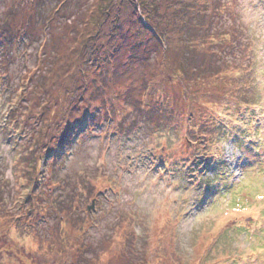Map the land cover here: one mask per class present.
I'll list each match as a JSON object with an SVG mask.
<instances>
[{
    "label": "rangeland",
    "instance_id": "1",
    "mask_svg": "<svg viewBox=\"0 0 264 264\" xmlns=\"http://www.w3.org/2000/svg\"><path fill=\"white\" fill-rule=\"evenodd\" d=\"M220 1L111 0L94 59V0H0V264H264V0Z\"/></svg>",
    "mask_w": 264,
    "mask_h": 264
},
{
    "label": "trees",
    "instance_id": "2",
    "mask_svg": "<svg viewBox=\"0 0 264 264\" xmlns=\"http://www.w3.org/2000/svg\"><path fill=\"white\" fill-rule=\"evenodd\" d=\"M139 1H142L144 13H142L140 15V17H138V20H137L136 23L137 24L141 23V19H143L145 21L146 25L149 26V28H151V30L155 31L156 34L158 33V31H156L155 27L151 24V22H152L151 19L152 18L154 19V17H155V14L153 15V13L151 12V9H153V11L155 13H157V11H159L160 9H162L164 11L163 12V16H165L171 23L173 21L175 23L176 22H180L184 26L187 25V24H190V22L193 19H195V17H196L197 14H198V18H200L199 17L200 16V14H199L200 11L202 9L203 10L206 9L205 4H203V1L204 0H139ZM205 1H206V3L208 4L209 7H213V9L215 10V12L212 11L211 14L216 15V11L219 9L220 2L221 1L220 0H205ZM24 2L25 3H28L29 2V4L31 3L32 4V7H33L35 5V3H36V0H22V3H24ZM95 2L97 3V5L95 7H96V9H97L98 12H88V16L89 17L88 18H84V20L81 22V24L77 25V27H76V29H78V34H80V36H81L77 40V42L79 41L78 44L76 43V45H78V51H77V53L78 54L79 53H81V54L82 53L83 54L84 53L87 54L86 53V50H89V48H90V49L93 50V52L90 53L89 56L91 55L92 57L96 56L97 55L96 53L100 50L98 47H96V41H99L100 40V37L98 35L93 34V35H88V37L86 36L84 38L85 35L83 33V29L82 28H85V30H86L91 25L92 18H93L94 15L96 16L95 18H97V17L100 16L99 14H101V16H103V17H104V15L110 14L108 12V10H109V6H110L111 0H94V3ZM65 5L66 4H64L63 1L60 2V3H58L53 8V10H52L51 13L52 14H58V13H61L62 10H67V8H65ZM137 6H138V8L140 7L139 9L141 11H143L142 8H141V6L139 5V3H137ZM162 6H164V7H162ZM51 23H52V21L46 19L44 21V25L42 26L43 32L48 37L50 36L49 31H50ZM94 26H96V25H94ZM142 27H143L144 31H146V33L149 32V30L147 29V27L145 25H142ZM80 28H81V30H80ZM211 29L213 31L209 34L208 31H210ZM208 31L206 30V35L209 34L210 42L213 43L215 41V39L213 38L212 33L214 31H219V26H216V28H213V25H211L210 28L208 29ZM78 34L76 33V35H78ZM98 34H100V31H98ZM223 34H225V33H223ZM91 37L94 38L96 41H94L92 43L91 42ZM81 38H82L83 44L81 43V40H80ZM221 39H222V42L224 40H226V39H223V37H221ZM45 43H46V40H40V44L41 45H43V44L45 45ZM136 43L137 42H135V44ZM86 47H87V49H86ZM225 47H227V45H225L223 47V50H224ZM142 49L144 50V48H142ZM145 49H147V45L145 46ZM72 51H75V50L72 49ZM137 51H138V49L136 48L135 49V52H134V55H136V52ZM221 54L224 55L225 54V51H223V53H221ZM95 58L96 57H94V59ZM58 62H60V61H59V59H56V56H55V59L53 58L52 64L55 65ZM38 78H39V76H38ZM40 79H42V81H43L44 80V77H42V78L40 77ZM26 85L30 86V83L28 82V83H26ZM28 92L29 91H26V93H28ZM44 92H46V91L44 90ZM84 99H88V98L86 96H84V98H81V100H84ZM46 110H49L50 111V107L47 106L46 107ZM42 112L43 111L39 112L38 115H40Z\"/></svg>",
    "mask_w": 264,
    "mask_h": 264
}]
</instances>
